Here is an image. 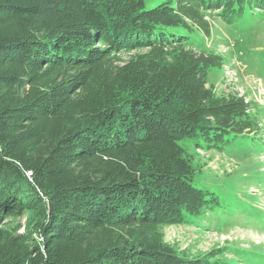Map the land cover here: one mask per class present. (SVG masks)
I'll return each mask as SVG.
<instances>
[{
	"label": "trees",
	"instance_id": "obj_1",
	"mask_svg": "<svg viewBox=\"0 0 264 264\" xmlns=\"http://www.w3.org/2000/svg\"><path fill=\"white\" fill-rule=\"evenodd\" d=\"M258 9L0 0V264H226L179 252L161 228L218 203L180 141L223 150L257 129L249 101L208 86L225 61L196 50L194 31Z\"/></svg>",
	"mask_w": 264,
	"mask_h": 264
},
{
	"label": "rangeland",
	"instance_id": "obj_2",
	"mask_svg": "<svg viewBox=\"0 0 264 264\" xmlns=\"http://www.w3.org/2000/svg\"><path fill=\"white\" fill-rule=\"evenodd\" d=\"M153 8L165 0H144ZM263 10L244 15L235 25L208 14L210 35L195 30L196 50L223 56L222 69L208 74L217 95L242 96L252 106L256 130L223 150L198 148L200 138H184L182 147L199 168L196 182L218 197L212 209L182 224L161 228L165 243L196 258L226 264H264V18ZM248 138V139H247ZM215 252L217 256H209Z\"/></svg>",
	"mask_w": 264,
	"mask_h": 264
}]
</instances>
